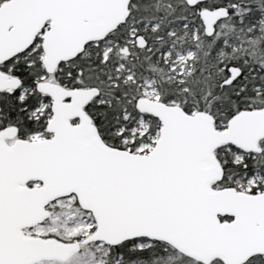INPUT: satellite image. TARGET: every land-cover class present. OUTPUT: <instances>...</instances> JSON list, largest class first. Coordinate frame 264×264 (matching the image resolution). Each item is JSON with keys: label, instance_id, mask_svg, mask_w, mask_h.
I'll list each match as a JSON object with an SVG mask.
<instances>
[{"label": "snow or ice", "instance_id": "obj_1", "mask_svg": "<svg viewBox=\"0 0 264 264\" xmlns=\"http://www.w3.org/2000/svg\"><path fill=\"white\" fill-rule=\"evenodd\" d=\"M0 264H264V0H0Z\"/></svg>", "mask_w": 264, "mask_h": 264}]
</instances>
